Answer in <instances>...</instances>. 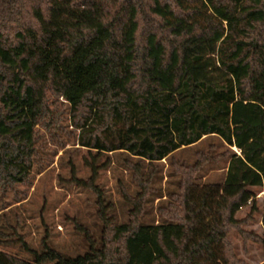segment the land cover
I'll return each mask as SVG.
<instances>
[{"label":"trees","instance_id":"trees-1","mask_svg":"<svg viewBox=\"0 0 264 264\" xmlns=\"http://www.w3.org/2000/svg\"><path fill=\"white\" fill-rule=\"evenodd\" d=\"M50 94L89 148L92 174L73 182L96 195L101 235L86 229L76 256L46 240L23 243L28 259L0 248V264H243L229 234L264 191V0H0V190L32 179L37 126L60 122ZM213 137L228 146V170L203 182L208 152L192 165L174 156ZM110 153L134 183H120L122 221L97 184ZM164 160L178 190L146 219L164 196Z\"/></svg>","mask_w":264,"mask_h":264},{"label":"rangeland","instance_id":"rangeland-1","mask_svg":"<svg viewBox=\"0 0 264 264\" xmlns=\"http://www.w3.org/2000/svg\"><path fill=\"white\" fill-rule=\"evenodd\" d=\"M49 103L53 110L52 117L59 118L60 122L49 128L37 126L32 179L0 190V222L10 233L5 237L10 242L0 245V248L22 259L30 257L24 242L31 248L41 249L46 240L68 255L85 253L88 249L86 229L100 238L103 226L98 217L94 192L73 182L74 176L88 178L92 174L86 162L90 156L89 148L80 141L81 128L72 122L66 100L50 94ZM227 148L219 138L213 137L194 147L177 151L174 158L192 165L197 161L199 151L208 152L210 162L202 168L201 180L223 181L229 165V159L224 156ZM233 149L239 152L237 148ZM110 155L113 161L108 168L101 167L97 184L107 198L114 200L122 221L126 218L127 207L123 204L120 183H129L132 188L134 183L120 157ZM106 161L104 155L99 164L102 166ZM173 170L175 168L171 167L169 160H164L159 166V175H163V178L158 179L156 184L164 196L156 197L154 202L149 203L146 219L155 217L158 220L160 202L169 200L170 193L178 190L181 175H171ZM254 191L257 210H252V203L244 206L236 214V218L242 221V232L233 230L229 234L235 256L243 264H264V247L253 238L264 235V191L261 188ZM243 231L249 235H244Z\"/></svg>","mask_w":264,"mask_h":264}]
</instances>
